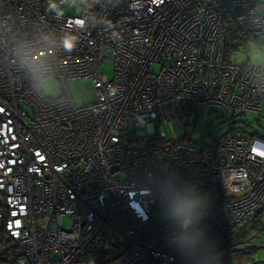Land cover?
Here are the masks:
<instances>
[{
	"label": "built area",
	"instance_id": "obj_1",
	"mask_svg": "<svg viewBox=\"0 0 264 264\" xmlns=\"http://www.w3.org/2000/svg\"><path fill=\"white\" fill-rule=\"evenodd\" d=\"M217 2L264 37V0ZM225 41L202 0H0V222L18 248L0 264H227L225 235L264 206V137L147 147L136 130L161 141L156 121L260 115L264 66L230 61ZM48 76L59 97L38 85ZM77 78H92L88 103L67 88ZM200 199L195 234L190 212L156 220Z\"/></svg>",
	"mask_w": 264,
	"mask_h": 264
},
{
	"label": "rangeland",
	"instance_id": "obj_2",
	"mask_svg": "<svg viewBox=\"0 0 264 264\" xmlns=\"http://www.w3.org/2000/svg\"><path fill=\"white\" fill-rule=\"evenodd\" d=\"M202 1L208 2V0ZM235 34L239 35L240 33L237 31ZM235 44L234 48L228 53L230 61L240 64L250 63L264 66V37H244L242 40H237ZM99 73L101 76L112 77L113 61L106 59L101 62L99 64ZM38 85L43 90L45 96L56 98L62 94L59 82L50 76L40 79ZM66 85L75 103L78 105L88 103L94 98L92 78L69 79L66 81ZM231 128H239L244 132H254L261 136L264 135V101L261 104L260 115L246 113L242 118H234L228 108L212 107L175 121L165 123L156 121L154 124L156 132H160V130L164 132V138L161 140V144H164V146L181 139L187 142H199L201 145L206 146L211 142L212 138L220 136ZM136 130H139L142 135L140 136L143 138L141 142L152 143L151 137L145 131V125ZM134 136L136 137V133ZM205 203L206 199L191 201L175 208L163 218L161 217L156 220H166L173 216L190 212L191 216L183 221L182 226L187 234H195L202 228V220L198 210ZM259 213L257 222L264 227V210H261ZM65 223L69 224V220L65 219ZM225 238V246L229 247L233 245L232 247H237V249L223 254L222 259L227 264H255V260L251 258L252 255L256 256V261H264V246L240 247L244 244L257 245L264 243V230L257 234L255 222H248L246 225L234 228L225 235ZM17 250L18 248L14 241L6 240L0 222V257L7 256L9 253Z\"/></svg>",
	"mask_w": 264,
	"mask_h": 264
},
{
	"label": "trees",
	"instance_id": "obj_3",
	"mask_svg": "<svg viewBox=\"0 0 264 264\" xmlns=\"http://www.w3.org/2000/svg\"><path fill=\"white\" fill-rule=\"evenodd\" d=\"M207 4L210 6V9L215 11L218 16L221 19L222 25L225 27V33H226V41H225V53L226 56L228 58V53L230 52V50H232V48H234V46L236 45L235 42L239 39H243L244 37H249L248 34H246L241 27L238 25V23L236 22V19L234 16H232L230 13H228V11L224 10L217 2V0H208ZM227 27V29H226ZM239 32V35H236L235 32ZM234 42V43H233ZM244 132V131H243ZM251 134H256L254 132H251ZM259 135V134H257ZM261 136V135H259ZM264 136V135H262ZM189 139V137H188ZM151 142H153L152 144L147 145V147H153V144H161V141H159L157 139V137L153 136L151 139ZM177 142H187L184 139H181ZM264 208V206H260L257 208L256 210V215L254 216L253 219L245 222L243 225H246L248 222H255L256 223V229L257 228H261L260 232H262V230H264V227H262L261 224H259L257 222L258 219V213L261 211V209ZM242 225V226H243ZM241 227V226H240ZM226 239V238H225ZM8 240V239H6ZM225 240L224 243L220 246V248H225L227 246H225ZM226 262V261H225ZM227 263V262H226Z\"/></svg>",
	"mask_w": 264,
	"mask_h": 264
},
{
	"label": "clouds",
	"instance_id": "obj_4",
	"mask_svg": "<svg viewBox=\"0 0 264 264\" xmlns=\"http://www.w3.org/2000/svg\"><path fill=\"white\" fill-rule=\"evenodd\" d=\"M239 129V128H238ZM139 133H140V131H139ZM247 133H250L251 134V132H247ZM252 135H255V136H259V135H257V134H252ZM259 137H264V136H259ZM242 226V225H241ZM259 234V233H258ZM7 239V238H6ZM8 241V240H7Z\"/></svg>",
	"mask_w": 264,
	"mask_h": 264
},
{
	"label": "crops",
	"instance_id": "obj_5",
	"mask_svg": "<svg viewBox=\"0 0 264 264\" xmlns=\"http://www.w3.org/2000/svg\"><path fill=\"white\" fill-rule=\"evenodd\" d=\"M261 210H264V208H262ZM258 214H260V213H258Z\"/></svg>",
	"mask_w": 264,
	"mask_h": 264
}]
</instances>
